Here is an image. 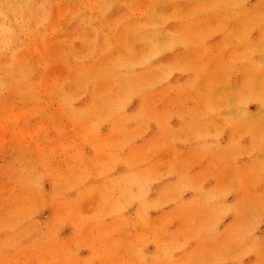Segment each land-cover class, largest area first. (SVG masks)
I'll return each mask as SVG.
<instances>
[{"label":"rangeland","instance_id":"374dc122","mask_svg":"<svg viewBox=\"0 0 264 264\" xmlns=\"http://www.w3.org/2000/svg\"><path fill=\"white\" fill-rule=\"evenodd\" d=\"M0 264H264V0H0Z\"/></svg>","mask_w":264,"mask_h":264}]
</instances>
